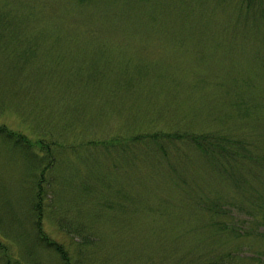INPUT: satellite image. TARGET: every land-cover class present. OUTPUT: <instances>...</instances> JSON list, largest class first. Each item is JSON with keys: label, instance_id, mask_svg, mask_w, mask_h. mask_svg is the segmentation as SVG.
<instances>
[{"label": "rangeland", "instance_id": "rangeland-1", "mask_svg": "<svg viewBox=\"0 0 264 264\" xmlns=\"http://www.w3.org/2000/svg\"><path fill=\"white\" fill-rule=\"evenodd\" d=\"M241 2L0 0V264H65L47 241L264 264V21Z\"/></svg>", "mask_w": 264, "mask_h": 264}, {"label": "trees", "instance_id": "trees-1", "mask_svg": "<svg viewBox=\"0 0 264 264\" xmlns=\"http://www.w3.org/2000/svg\"><path fill=\"white\" fill-rule=\"evenodd\" d=\"M241 1H242L241 2L242 5L246 4V8H244L245 11L243 10L239 14H237L238 17H241L240 15H243L245 13L243 18L245 20L248 19L247 21L253 20V22H254V21H256V19H258L257 13H262L261 18L264 21V0H241ZM256 22H258V21H256ZM10 132H12V131H10ZM12 133L16 134V132H12ZM17 134L21 135L18 132H17ZM21 136H23V135H21ZM213 139H215V140H213ZM208 140H209V137H204V136L195 138V141L203 150H207V149L213 148V146H215L216 149L222 148L223 151L226 153L232 152V150L228 149V147H230V144L226 143L225 140L222 137L220 138L219 135L218 136L213 135V137H212L213 143H211V141H210V143L208 144ZM242 144H245V143H239L241 148L243 147L242 148L243 150L239 149L238 151H236V149L235 150L233 149L234 152H232L231 155L233 157H237V158L238 157L239 158H245L248 156L250 161L253 162V167H256V165L259 164V162H261L262 157L255 155V153H253V152L249 153V154H247V152H243V151H246V149L248 148L247 147L248 145L243 146ZM254 170H255V168H253V172H254ZM240 182H243V181L238 179L237 184ZM42 239L47 240V237L44 238V236H42ZM47 244L49 246H51L52 248H54L63 257V261L65 264L71 263L69 261L70 258L68 257L66 250L63 249L62 245H60L58 243L51 242V241H47ZM227 253L229 254V252H227ZM223 256H226V254H224V255L222 254V256L211 255L209 257L204 258L200 263L201 264H227L228 260H226V258H224Z\"/></svg>", "mask_w": 264, "mask_h": 264}]
</instances>
